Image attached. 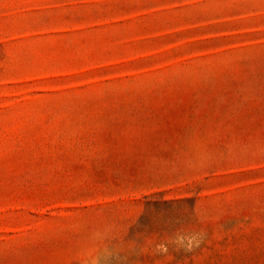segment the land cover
I'll use <instances>...</instances> for the list:
<instances>
[{
	"label": "rangeland",
	"instance_id": "rangeland-1",
	"mask_svg": "<svg viewBox=\"0 0 264 264\" xmlns=\"http://www.w3.org/2000/svg\"><path fill=\"white\" fill-rule=\"evenodd\" d=\"M97 249L264 264V0H0V264Z\"/></svg>",
	"mask_w": 264,
	"mask_h": 264
},
{
	"label": "clouds",
	"instance_id": "clouds-1",
	"mask_svg": "<svg viewBox=\"0 0 264 264\" xmlns=\"http://www.w3.org/2000/svg\"><path fill=\"white\" fill-rule=\"evenodd\" d=\"M199 223L204 222V216L198 210L195 211ZM94 235H99L95 233ZM207 239V232L204 229L192 231L187 233H177L169 239L168 242L157 243L154 245V254L159 256H167L169 254V244L175 245L176 251H183L185 253H192L199 249ZM107 253V254H106ZM110 258V253L107 250L101 252L97 249L96 254L92 255L87 264H106L107 259Z\"/></svg>",
	"mask_w": 264,
	"mask_h": 264
}]
</instances>
